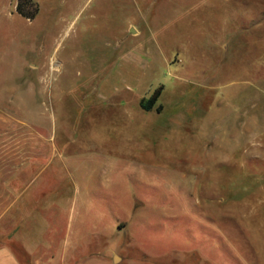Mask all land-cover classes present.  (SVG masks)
Listing matches in <instances>:
<instances>
[{"label": "rangeland", "instance_id": "rangeland-1", "mask_svg": "<svg viewBox=\"0 0 264 264\" xmlns=\"http://www.w3.org/2000/svg\"><path fill=\"white\" fill-rule=\"evenodd\" d=\"M33 2L0 115L42 137L40 261L264 264V0Z\"/></svg>", "mask_w": 264, "mask_h": 264}, {"label": "crops", "instance_id": "crops-1", "mask_svg": "<svg viewBox=\"0 0 264 264\" xmlns=\"http://www.w3.org/2000/svg\"><path fill=\"white\" fill-rule=\"evenodd\" d=\"M22 131L17 122L0 115V264H27L25 255L29 264H63L40 261L36 254L44 236L42 220L35 216L42 200L30 190L41 173L42 137L30 136L27 146Z\"/></svg>", "mask_w": 264, "mask_h": 264}, {"label": "trees", "instance_id": "trees-1", "mask_svg": "<svg viewBox=\"0 0 264 264\" xmlns=\"http://www.w3.org/2000/svg\"><path fill=\"white\" fill-rule=\"evenodd\" d=\"M27 5H35V9L32 12H28L25 10V6H27ZM17 11L24 18H26L28 20H34V18L37 16V14L39 12V6L37 3L35 4L33 2V0H19ZM159 95H160V91H158L156 93L154 98L150 101V104L144 105V108L146 110L152 109L155 102L157 101V98L159 97Z\"/></svg>", "mask_w": 264, "mask_h": 264}]
</instances>
